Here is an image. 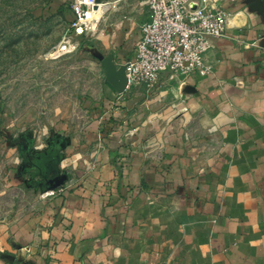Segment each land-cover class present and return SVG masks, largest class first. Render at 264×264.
Listing matches in <instances>:
<instances>
[{
    "label": "crops",
    "instance_id": "0c3cea01",
    "mask_svg": "<svg viewBox=\"0 0 264 264\" xmlns=\"http://www.w3.org/2000/svg\"><path fill=\"white\" fill-rule=\"evenodd\" d=\"M239 12L210 75L111 88L87 135L44 150L51 196L0 226V264H264V10Z\"/></svg>",
    "mask_w": 264,
    "mask_h": 264
},
{
    "label": "rangeland",
    "instance_id": "374dc122",
    "mask_svg": "<svg viewBox=\"0 0 264 264\" xmlns=\"http://www.w3.org/2000/svg\"><path fill=\"white\" fill-rule=\"evenodd\" d=\"M100 1L89 22L97 31L54 53L75 33L71 0H0V226L38 215L51 195L32 168L44 150L87 135L92 114L108 109L109 76L124 64L122 49L148 11L143 0ZM193 1L223 6L236 19L245 17L240 10H264V0Z\"/></svg>",
    "mask_w": 264,
    "mask_h": 264
},
{
    "label": "built area",
    "instance_id": "2783aa9c",
    "mask_svg": "<svg viewBox=\"0 0 264 264\" xmlns=\"http://www.w3.org/2000/svg\"><path fill=\"white\" fill-rule=\"evenodd\" d=\"M143 2L148 17L139 26L134 56L125 62L126 91L139 83L153 84L162 73L189 78L210 75L213 66L207 62L206 54L214 46V39L226 36L232 10L193 0ZM100 4V0H71L75 33L66 37L54 53L69 52L74 38L97 31L98 26L96 29L88 22Z\"/></svg>",
    "mask_w": 264,
    "mask_h": 264
},
{
    "label": "water",
    "instance_id": "95a60500",
    "mask_svg": "<svg viewBox=\"0 0 264 264\" xmlns=\"http://www.w3.org/2000/svg\"><path fill=\"white\" fill-rule=\"evenodd\" d=\"M126 66L125 64L122 65L117 72H113L110 74V81L114 85L115 89L118 93H124L126 91V87L128 84V80L126 77ZM122 70V72H120ZM56 187V184H53L50 186L51 189H54Z\"/></svg>",
    "mask_w": 264,
    "mask_h": 264
},
{
    "label": "bare ground",
    "instance_id": "6f19581e",
    "mask_svg": "<svg viewBox=\"0 0 264 264\" xmlns=\"http://www.w3.org/2000/svg\"><path fill=\"white\" fill-rule=\"evenodd\" d=\"M88 24H89V22H88ZM122 72V71H121Z\"/></svg>",
    "mask_w": 264,
    "mask_h": 264
}]
</instances>
